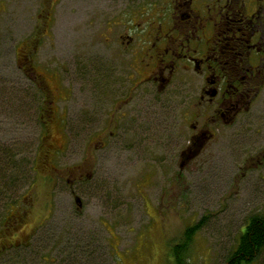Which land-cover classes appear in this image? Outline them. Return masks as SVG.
Here are the masks:
<instances>
[{
    "label": "rangeland",
    "instance_id": "374dc122",
    "mask_svg": "<svg viewBox=\"0 0 264 264\" xmlns=\"http://www.w3.org/2000/svg\"><path fill=\"white\" fill-rule=\"evenodd\" d=\"M76 10L72 15L65 7L63 25L43 38L41 0H0L2 92L21 84L34 91L29 80L35 78L66 91L55 105L65 130L50 125L41 133L0 108V141L17 143L23 171L29 170L10 199L0 202V216L5 202H16L1 221L0 240L11 238L14 216L26 213L25 232L43 223V264H175L172 246L199 224L185 264H227L244 225L264 215V160L255 165L248 139L220 130L180 168L189 130L175 113L174 125L156 130L152 119L126 124L111 110L112 130H91L88 11ZM71 20L74 35L68 34ZM41 103L36 98L29 109ZM72 250L77 254L69 256ZM37 262L30 256L21 264ZM250 264H264V249Z\"/></svg>",
    "mask_w": 264,
    "mask_h": 264
},
{
    "label": "flooded vegetation",
    "instance_id": "af4514ba",
    "mask_svg": "<svg viewBox=\"0 0 264 264\" xmlns=\"http://www.w3.org/2000/svg\"><path fill=\"white\" fill-rule=\"evenodd\" d=\"M41 1L43 38L63 25L65 7L72 15L77 7H87L91 130H112L111 110L126 124L152 119L156 130L174 125L175 113L189 130L188 151L220 130H232L250 142L254 159L249 160L262 164L264 0ZM66 22L68 34L74 35L76 21ZM40 81H31L42 93L39 130L50 125L65 130L55 105L66 91ZM166 113L173 121L165 120ZM25 214L14 216L11 238L0 240V264L30 262V256L43 264V223L25 232ZM39 228L40 238H33Z\"/></svg>",
    "mask_w": 264,
    "mask_h": 264
},
{
    "label": "trees",
    "instance_id": "16d2710c",
    "mask_svg": "<svg viewBox=\"0 0 264 264\" xmlns=\"http://www.w3.org/2000/svg\"><path fill=\"white\" fill-rule=\"evenodd\" d=\"M30 67V69H32V66ZM32 80L39 79L35 78ZM32 80L29 81L34 91H28L25 87H22L23 84L19 86L9 85L7 86L9 90L4 92L0 89V108L7 112V116H10L11 112L15 111L12 116L17 119L29 120L34 126L38 125L39 129L41 125L39 117L41 107L35 108L34 106L35 109L32 110V107L29 109V105L36 98L40 101L42 99V93L38 86L31 82ZM42 132L43 130H41V133ZM41 133L39 131L38 140L40 139ZM16 146L10 142L0 141V202L4 198L10 199L15 190V183L20 178L22 180L27 176L29 171L28 170L27 173L23 171L24 161L23 158L19 157L21 152ZM15 203L13 198L4 203L3 211L5 214L3 213L0 216V225L9 209H11V206L15 205ZM198 228L199 224L186 228L182 234V238L172 246L171 255L175 264H185V256L191 238ZM262 249H264V215H256L250 218L246 225H244L243 232L240 233L235 250L231 253L227 264H250L260 254ZM75 252L76 251L73 250L70 251L69 256H74ZM73 259L74 258L71 260ZM75 259H77V257H75Z\"/></svg>",
    "mask_w": 264,
    "mask_h": 264
},
{
    "label": "water",
    "instance_id": "95a60500",
    "mask_svg": "<svg viewBox=\"0 0 264 264\" xmlns=\"http://www.w3.org/2000/svg\"><path fill=\"white\" fill-rule=\"evenodd\" d=\"M205 143L204 142H201L194 150L192 151H186V152H183L180 154V158L183 160L181 163H180V168L183 167V162L185 161H189L191 160L197 153H198V150H200L202 148V145ZM74 203L77 205V210H79V207H80V200L77 196L74 197Z\"/></svg>",
    "mask_w": 264,
    "mask_h": 264
}]
</instances>
